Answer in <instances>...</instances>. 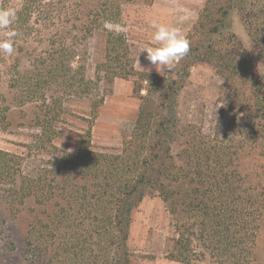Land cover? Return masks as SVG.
Here are the masks:
<instances>
[{"label":"trees","instance_id":"trees-1","mask_svg":"<svg viewBox=\"0 0 264 264\" xmlns=\"http://www.w3.org/2000/svg\"><path fill=\"white\" fill-rule=\"evenodd\" d=\"M123 1L130 0L98 1V18L119 22ZM134 1L151 5L155 0ZM8 7L17 10L8 28L17 33L15 40L37 32L33 22L51 21L48 0H0V8ZM234 11L241 15L256 57L236 33H222ZM107 32V57L99 65V76L103 72L112 82L136 74L154 83L146 88L135 83L143 102L120 152L95 150L90 128L80 135L78 151L59 153L49 161L43 177V170L35 176L16 169L17 157L0 149V183H7L17 201L33 196L45 209L32 224L29 248L38 252L40 264H132L133 212L147 195L157 192L177 220L178 236L169 242L171 259L193 264L192 243L200 226L208 250L220 258V264H252L264 197L251 185L245 186L236 158L246 144L264 148V74L260 72L264 5L259 8L253 0H207L187 36L190 51L181 59L178 79L173 81H159L158 76L136 70L128 38ZM50 58L49 63L38 62L37 67L43 68L33 73L17 67L13 83H23L19 84L23 98L35 97L52 82L73 94L91 96L93 79L81 72L70 75L67 61L56 53ZM202 61L215 63L227 81L239 75L248 83V88L226 83L222 100L231 112V124L221 138L219 126L216 140L194 123L183 124L178 112L179 94L191 68ZM144 89L147 95H141ZM101 102L93 100L94 116ZM62 103L57 99L49 106L53 113L43 121L48 143L58 133L51 128ZM1 113L0 126L5 128L8 115Z\"/></svg>","mask_w":264,"mask_h":264},{"label":"rangeland","instance_id":"rangeland-1","mask_svg":"<svg viewBox=\"0 0 264 264\" xmlns=\"http://www.w3.org/2000/svg\"><path fill=\"white\" fill-rule=\"evenodd\" d=\"M48 1L52 2L50 23L40 25L33 22L37 32L26 39L15 40L12 55L0 53V113L8 115V126H0V149L17 157L16 169L35 176L43 170V177L45 169H49V161L59 153L78 151L80 135L90 128L92 147L109 152H120L125 137L134 129L143 102L135 92V83L146 88L154 82L143 80L136 74L127 78L116 77L112 82L104 77L103 72L99 76V65L107 57V31L123 33L128 38L136 70L151 77L158 76L159 81H173L178 79L176 75L181 68V59L175 62L171 70L160 72L147 59V52L143 50L154 44L153 21L167 24L173 22L174 26L180 28L186 19L173 15L174 10L169 5L160 8L154 3L150 5L130 0L123 1V13L119 22H114L98 18L96 5L103 0ZM228 1L219 0L220 3ZM253 1L259 8L264 5V0ZM190 2L194 6L201 2L203 5L186 36L194 29L207 0H187V3ZM187 10L182 8L179 11L187 13ZM181 29L185 33V28ZM8 32V29H0V40L6 39ZM222 33H236L249 51L257 56L239 12L231 14ZM51 53H56L71 65L72 68L67 67L71 69L70 75L81 72L86 79H93L91 96L73 94L69 89L64 90L65 85L52 82L35 97H22L24 90L19 84L23 83H13L18 69L36 72L43 68L36 64L39 62L42 65L43 61L49 63ZM260 72L264 74V65L261 63ZM226 83L248 88L244 76L234 75L227 81L213 62L202 61L192 66L178 99L181 122L196 124L205 135L215 140L218 139L220 125L219 137L228 133L231 112L222 100ZM147 94L146 89L141 92V95ZM57 99L63 102V106L51 129L58 133L48 143L43 121L53 113H49V106H53ZM95 99L102 100L97 116L92 112ZM246 106L251 108L250 103ZM236 163L245 186L251 185L255 193L264 197V148L253 144L244 145L239 149ZM9 188L7 183H0V264H40L38 252L29 248L28 242L35 218L44 213L45 209L33 196L22 203L17 201ZM262 209L252 264H264V206ZM196 229L199 230L195 232L192 243L195 250L193 264H220V258L208 250L200 226ZM177 236V220L168 205L157 192L147 195L133 212L129 240L132 264H185L169 257L172 251L169 242Z\"/></svg>","mask_w":264,"mask_h":264},{"label":"clouds","instance_id":"clouds-1","mask_svg":"<svg viewBox=\"0 0 264 264\" xmlns=\"http://www.w3.org/2000/svg\"><path fill=\"white\" fill-rule=\"evenodd\" d=\"M15 8H0V29H8L16 20ZM153 46L146 47L147 59L157 71L171 70L175 62L185 57L190 51V39L181 28L167 23L153 21ZM15 31H9L7 38L0 40V53L12 55L14 53Z\"/></svg>","mask_w":264,"mask_h":264},{"label":"crops","instance_id":"crops-1","mask_svg":"<svg viewBox=\"0 0 264 264\" xmlns=\"http://www.w3.org/2000/svg\"><path fill=\"white\" fill-rule=\"evenodd\" d=\"M169 1H170L171 4L168 3L167 0H155L154 1V5L158 6L160 8H163V7H166V6L169 5V8L171 10H174L173 15H175V16H179L180 15V16H183V18H186V19L183 20V23H181L183 25L180 26V28H182V27L185 28L186 31H185L184 34H186V32L195 23V21L197 19V16H198V11H199V9H201L203 3L201 2V3H199V4L194 6V5L191 4L192 2L187 3V0L185 2H181L182 0L181 1L180 0H169ZM179 2H180V4H178ZM182 8H187L188 9L187 13L179 11ZM171 19H174V18H171ZM169 25H173L174 26V23L170 22Z\"/></svg>","mask_w":264,"mask_h":264}]
</instances>
